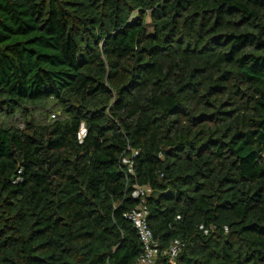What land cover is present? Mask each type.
Instances as JSON below:
<instances>
[{
  "label": "trees",
  "instance_id": "obj_1",
  "mask_svg": "<svg viewBox=\"0 0 264 264\" xmlns=\"http://www.w3.org/2000/svg\"><path fill=\"white\" fill-rule=\"evenodd\" d=\"M125 157L152 264H264V0H0V264H135Z\"/></svg>",
  "mask_w": 264,
  "mask_h": 264
},
{
  "label": "built area",
  "instance_id": "obj_2",
  "mask_svg": "<svg viewBox=\"0 0 264 264\" xmlns=\"http://www.w3.org/2000/svg\"><path fill=\"white\" fill-rule=\"evenodd\" d=\"M84 134L85 128L84 125L81 124L78 138L81 139ZM136 154L137 152L134 151L133 155L135 156ZM122 163L126 166L127 173L133 178L131 197L137 200L136 206L123 215V217L129 220L134 226L142 246V251L137 257L135 264H152L160 252V249L158 242L153 237L147 224L148 209L146 205V197L149 195L151 189L148 186L138 184L130 158H123ZM200 228H202V226ZM182 246L183 243L179 239H173L167 249L162 251V253L174 258L180 252Z\"/></svg>",
  "mask_w": 264,
  "mask_h": 264
},
{
  "label": "rangeland",
  "instance_id": "obj_3",
  "mask_svg": "<svg viewBox=\"0 0 264 264\" xmlns=\"http://www.w3.org/2000/svg\"><path fill=\"white\" fill-rule=\"evenodd\" d=\"M20 127H22V125L20 124Z\"/></svg>",
  "mask_w": 264,
  "mask_h": 264
}]
</instances>
